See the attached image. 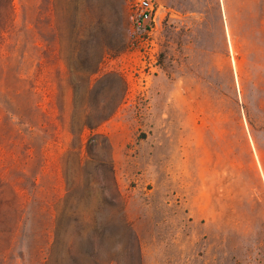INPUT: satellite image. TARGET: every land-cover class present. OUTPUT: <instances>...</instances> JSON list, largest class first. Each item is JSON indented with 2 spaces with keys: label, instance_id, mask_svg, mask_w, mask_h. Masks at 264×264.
Here are the masks:
<instances>
[{
  "label": "rangeland",
  "instance_id": "rangeland-1",
  "mask_svg": "<svg viewBox=\"0 0 264 264\" xmlns=\"http://www.w3.org/2000/svg\"><path fill=\"white\" fill-rule=\"evenodd\" d=\"M155 2L0 0V264H264V0Z\"/></svg>",
  "mask_w": 264,
  "mask_h": 264
},
{
  "label": "built area",
  "instance_id": "built-area-1",
  "mask_svg": "<svg viewBox=\"0 0 264 264\" xmlns=\"http://www.w3.org/2000/svg\"><path fill=\"white\" fill-rule=\"evenodd\" d=\"M158 13L155 0H132L130 20L133 27L141 31V37L155 29Z\"/></svg>",
  "mask_w": 264,
  "mask_h": 264
},
{
  "label": "trees",
  "instance_id": "trees-1",
  "mask_svg": "<svg viewBox=\"0 0 264 264\" xmlns=\"http://www.w3.org/2000/svg\"><path fill=\"white\" fill-rule=\"evenodd\" d=\"M5 1V0H4ZM6 1H9L10 0H6ZM36 110H37V115L35 114V116H28L26 110L23 108L21 110V113L19 112L18 114H15L16 117H17V122L18 124L20 125H24L25 123H28V129L30 131H33L34 129H42L44 128V122H43V107L40 103H37L36 106H35ZM36 118H37V121H36ZM29 149H30V145H28ZM1 179H2V175L0 173V183H1ZM34 182L36 183V177L34 178ZM4 201V197L1 195V192H0V206L1 204L3 203Z\"/></svg>",
  "mask_w": 264,
  "mask_h": 264
}]
</instances>
